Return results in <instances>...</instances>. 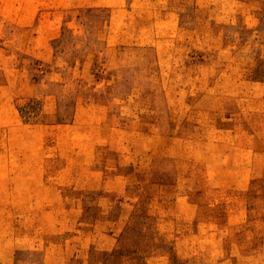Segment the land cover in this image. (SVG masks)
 <instances>
[{
	"label": "rangeland",
	"instance_id": "obj_1",
	"mask_svg": "<svg viewBox=\"0 0 264 264\" xmlns=\"http://www.w3.org/2000/svg\"><path fill=\"white\" fill-rule=\"evenodd\" d=\"M0 264H264V0H0Z\"/></svg>",
	"mask_w": 264,
	"mask_h": 264
}]
</instances>
